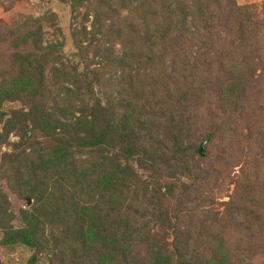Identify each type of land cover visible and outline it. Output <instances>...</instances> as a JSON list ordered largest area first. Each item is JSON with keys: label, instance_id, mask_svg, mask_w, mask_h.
<instances>
[{"label": "trees", "instance_id": "1", "mask_svg": "<svg viewBox=\"0 0 264 264\" xmlns=\"http://www.w3.org/2000/svg\"><path fill=\"white\" fill-rule=\"evenodd\" d=\"M67 3L62 53L42 45L51 10L12 33L0 22V178L32 199L16 215L0 188V245L31 250L27 264H238L264 250L259 227L242 248L234 226L205 222L217 178L233 183L223 203L238 177L257 201L223 214L236 226L264 216V105L257 116L247 91L264 81V0Z\"/></svg>", "mask_w": 264, "mask_h": 264}, {"label": "rangeland", "instance_id": "2", "mask_svg": "<svg viewBox=\"0 0 264 264\" xmlns=\"http://www.w3.org/2000/svg\"><path fill=\"white\" fill-rule=\"evenodd\" d=\"M68 0H8L6 1L7 5L10 4V6H0V22L4 23V26L7 29L8 33H12L11 29L9 27H13V23L17 20L26 18V17H36L39 16L40 13L48 12L51 10L52 12L55 13V18L54 21L52 22L51 20H46L45 22L43 21L41 23L42 29H43V46H46V49L49 50V45L54 42H59V47H60V52L62 53V50H70L73 46L72 42V36H71V29H72V24L70 23L71 15L72 12L69 9V4L67 3ZM263 0H237L238 3L245 4V3H258ZM82 10V9H81ZM54 23V24H52ZM57 25V28L56 26ZM59 26V28H58ZM61 29V30H60ZM3 45H6L8 53L11 50L12 44L9 45L8 42L2 43ZM1 47V46H0ZM263 48V46H262ZM66 53V52H65ZM2 54V53H1ZM264 88V81L258 82L254 85H251V87H248V95L250 98L257 99L256 103L254 106H256V115H259L258 111V106L261 104V106L264 105V93H259L257 92L259 90H262ZM260 118L264 119V115H260ZM11 138H14V136L11 135ZM8 146H3L2 149H6ZM253 149V148H251ZM0 150V152H1ZM254 151V150H253ZM253 154V152H250ZM250 154V155H251ZM241 164V163H240ZM239 166L236 165L231 167V175L235 176L237 174V171H239ZM226 170V169H224ZM228 170V169H227ZM230 170V168H229ZM240 179L239 183V195L236 197L235 204L237 206H241L242 202L244 201L248 205V207H252L253 203L257 202L256 200L252 199L251 200H244L242 198L241 191L244 186H246V182L241 181H247L245 177H238ZM255 182H260L263 183L264 178H253ZM226 180L222 178H217L216 179V187L220 189L219 192L214 193V204L215 210L218 212V216L216 219L212 216L209 217V214L206 216L205 222H213L214 226L217 228L221 227V230L224 228V224H227V226H234L233 229L236 230V234L238 235L237 238H234V243L239 245V247H245L246 245L251 246L250 240H248V234L250 233H255V230H264V216L259 219L260 223L255 225L252 221L250 222L249 220V225L251 229L245 230L244 227L242 226L243 221L237 222L236 226L232 220L227 218L226 215H223L224 213H227L230 211L231 207H235V204H225L223 203L225 200L229 199V196L226 194V190L224 189L225 186L227 187V193L232 191L233 183H227ZM244 183V184H243ZM11 182L9 180H6L5 178H0V188L2 193L6 195L7 199V208L14 214H19L20 210H25L30 204L31 200L29 196L24 195L22 192L19 194L16 193L14 190L10 188ZM13 187V185L11 184ZM244 193V192H243ZM259 193V192H258ZM252 194L255 197L260 198L261 203H264V189H263V195H257ZM218 203V204H216ZM259 204L258 206H260ZM208 206V210H209ZM254 208V206H253ZM246 210V209H245ZM242 213L245 214V217H247V213L245 211H240V214L243 215ZM211 215V214H210ZM222 217V219H220ZM220 219V220H219ZM216 221L219 222V224L215 225ZM242 223V224H241ZM1 232V229H0ZM264 234V233H263ZM1 236V234H0ZM236 240V242H235ZM233 241V240H232ZM223 244V243H222ZM224 245V244H223ZM232 248H236V245H232ZM238 247V248H239ZM237 248V249H238ZM241 249V248H240ZM235 250V249H234ZM31 250H28L26 247H24L21 244H14L13 248L8 249L5 248L4 246L0 245V264H27L29 257L31 256ZM244 255H248L247 259H240V263L238 264H264V250H258V249H252V253H249V251L243 252ZM248 260V261H247ZM40 264H48V261L42 257L41 260L39 261ZM37 263V264H39Z\"/></svg>", "mask_w": 264, "mask_h": 264}, {"label": "water", "instance_id": "3", "mask_svg": "<svg viewBox=\"0 0 264 264\" xmlns=\"http://www.w3.org/2000/svg\"><path fill=\"white\" fill-rule=\"evenodd\" d=\"M206 143V140L202 141L199 146V151H202L204 148V144Z\"/></svg>", "mask_w": 264, "mask_h": 264}]
</instances>
